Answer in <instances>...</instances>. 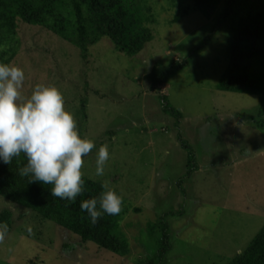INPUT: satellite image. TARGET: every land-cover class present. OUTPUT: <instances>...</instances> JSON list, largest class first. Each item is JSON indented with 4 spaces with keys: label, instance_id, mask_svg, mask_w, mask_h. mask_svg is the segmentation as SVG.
<instances>
[{
    "label": "rangeland",
    "instance_id": "374dc122",
    "mask_svg": "<svg viewBox=\"0 0 264 264\" xmlns=\"http://www.w3.org/2000/svg\"><path fill=\"white\" fill-rule=\"evenodd\" d=\"M146 5L153 39L137 55L102 37L83 59L52 31L18 20L19 43L8 63L23 69L25 96L37 84L56 86L80 135L95 142L82 171L101 184L110 181L122 195L119 226L128 253L99 248L0 196V212L10 213L0 264H146L157 249V233L148 227L161 217L172 242L161 264H227L264 225L259 96L219 88L235 32L264 10V0H222L210 15L191 9L189 0ZM173 60H185L183 68L149 91L146 74ZM165 106L182 115L176 120ZM102 145L110 159L97 177ZM191 154L194 172L180 183Z\"/></svg>",
    "mask_w": 264,
    "mask_h": 264
},
{
    "label": "trees",
    "instance_id": "16d2710c",
    "mask_svg": "<svg viewBox=\"0 0 264 264\" xmlns=\"http://www.w3.org/2000/svg\"><path fill=\"white\" fill-rule=\"evenodd\" d=\"M189 1L191 9L210 15L211 10L222 0ZM147 11L146 0H0V62L8 64L16 53L19 43L16 33L18 20L52 31L75 45L83 59H87L89 47L102 37L111 39L118 51L137 55L153 39V33L146 25L149 21ZM188 11L184 10L185 13ZM237 30L231 42L230 62L219 88L258 95L256 124L264 128V10L244 19ZM184 64L185 60L184 63L173 60L167 65L153 67L145 77L148 90L158 91ZM167 109H170L176 120L182 115L173 108ZM193 161L194 156L191 154L186 175L180 178V183L194 172ZM25 163L23 156L14 158L10 165L0 163V196L94 242L99 248L121 255L128 253V241L119 226L121 213L115 216L105 214L97 224L92 225L87 213L80 209L82 200L99 196L103 190L101 183L83 176V194L75 202H69L53 196L51 185L30 182L29 178L21 177L18 170ZM9 219L7 210L0 212V223H6L10 231ZM148 228L150 233H157V249L146 264H161L172 247L170 225L161 217L150 223ZM227 264H264V225L245 249Z\"/></svg>",
    "mask_w": 264,
    "mask_h": 264
},
{
    "label": "clouds",
    "instance_id": "9594fccd",
    "mask_svg": "<svg viewBox=\"0 0 264 264\" xmlns=\"http://www.w3.org/2000/svg\"><path fill=\"white\" fill-rule=\"evenodd\" d=\"M24 80L23 69L0 62V163L10 165L14 158L23 156L26 163L19 167L21 177L51 185L53 196L75 202L85 190L84 157L96 144L80 135L75 117L66 110L56 86L37 84L25 96ZM109 159L108 146H100L95 161L97 177L105 175ZM101 188L99 196L80 202L92 225L105 214L119 215L123 208V197L110 181H104ZM8 233L9 226L0 223V243Z\"/></svg>",
    "mask_w": 264,
    "mask_h": 264
}]
</instances>
